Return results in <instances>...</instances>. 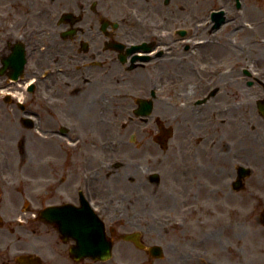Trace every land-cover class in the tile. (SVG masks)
<instances>
[{
    "label": "flooded vegetation",
    "instance_id": "flooded-vegetation-1",
    "mask_svg": "<svg viewBox=\"0 0 264 264\" xmlns=\"http://www.w3.org/2000/svg\"><path fill=\"white\" fill-rule=\"evenodd\" d=\"M193 4L0 0V264H264L259 46H176Z\"/></svg>",
    "mask_w": 264,
    "mask_h": 264
},
{
    "label": "rangeland",
    "instance_id": "rangeland-1",
    "mask_svg": "<svg viewBox=\"0 0 264 264\" xmlns=\"http://www.w3.org/2000/svg\"><path fill=\"white\" fill-rule=\"evenodd\" d=\"M226 0H206V2L202 7L196 4V0H194L193 8H194V16L193 18H189V24L194 31L190 34V36H178V39L175 43L176 46H259V81L252 91V94L258 93V99L264 100V0H256L254 2L256 8V21H253V28L248 27L245 22L250 21L249 17L245 15L237 14L238 10L235 5L225 6L228 8V22L218 29L210 26L207 21L210 20V16L208 14L209 10L213 8H219L224 6ZM234 4V0H233ZM233 6V7H229ZM231 8V9H229ZM245 12L246 8L244 6ZM237 12V13H236ZM251 12V8L250 11ZM200 22L197 26V23ZM251 22V21H250ZM198 40H203V43H197ZM245 83H243V87H245ZM246 88V87H245ZM245 88L241 87V91L245 92ZM254 88V87H253ZM249 90V89H247ZM248 91L243 93L242 101L245 102V99L250 95L246 94ZM254 98V97H253ZM252 99V98H251ZM250 99V100H251ZM240 100V99H239ZM156 116V115H155ZM130 120L128 122L129 125L126 127H114L109 131V138L115 141H123L127 139L136 138L139 139V131L137 127L134 125V120H137L138 117L134 114L128 115ZM161 119H166L164 116H160ZM169 119V117H168ZM150 132L153 133L157 130V127L151 125L148 127ZM264 119L259 115V133H260V141L264 137ZM150 137V136H148ZM172 144V140L170 145ZM170 154V153H168ZM260 167L258 168L259 173H264V154L260 153ZM11 196L12 194H8ZM264 197V195H263Z\"/></svg>",
    "mask_w": 264,
    "mask_h": 264
},
{
    "label": "water",
    "instance_id": "water-1",
    "mask_svg": "<svg viewBox=\"0 0 264 264\" xmlns=\"http://www.w3.org/2000/svg\"><path fill=\"white\" fill-rule=\"evenodd\" d=\"M221 13H215V17L217 15H220ZM223 17L218 18L216 27H218L221 22L223 21ZM260 111L262 114H264V102H260L259 104ZM165 134L168 136L171 134V128H168L165 130ZM94 235L96 236V239L94 240V246L90 248L92 253H94V257L96 259H106L109 257L112 243L104 236V228L103 226H95L94 227Z\"/></svg>",
    "mask_w": 264,
    "mask_h": 264
},
{
    "label": "bare ground",
    "instance_id": "bare-ground-1",
    "mask_svg": "<svg viewBox=\"0 0 264 264\" xmlns=\"http://www.w3.org/2000/svg\"><path fill=\"white\" fill-rule=\"evenodd\" d=\"M245 90H246V88H245Z\"/></svg>",
    "mask_w": 264,
    "mask_h": 264
}]
</instances>
